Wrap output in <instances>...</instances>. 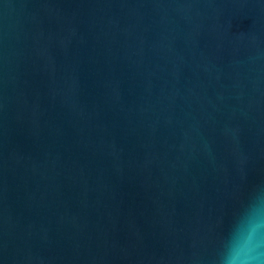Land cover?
<instances>
[{"label": "water", "instance_id": "1", "mask_svg": "<svg viewBox=\"0 0 264 264\" xmlns=\"http://www.w3.org/2000/svg\"><path fill=\"white\" fill-rule=\"evenodd\" d=\"M264 241V0H0V264H225Z\"/></svg>", "mask_w": 264, "mask_h": 264}, {"label": "clouds", "instance_id": "2", "mask_svg": "<svg viewBox=\"0 0 264 264\" xmlns=\"http://www.w3.org/2000/svg\"><path fill=\"white\" fill-rule=\"evenodd\" d=\"M225 264H264V241L254 224L247 235L238 242L225 258Z\"/></svg>", "mask_w": 264, "mask_h": 264}]
</instances>
